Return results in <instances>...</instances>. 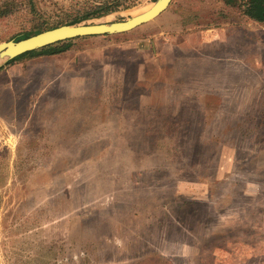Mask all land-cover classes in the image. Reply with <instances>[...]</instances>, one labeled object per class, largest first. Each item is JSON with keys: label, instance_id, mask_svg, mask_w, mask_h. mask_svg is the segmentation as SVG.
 Returning <instances> with one entry per match:
<instances>
[{"label": "rangeland", "instance_id": "374dc122", "mask_svg": "<svg viewBox=\"0 0 264 264\" xmlns=\"http://www.w3.org/2000/svg\"><path fill=\"white\" fill-rule=\"evenodd\" d=\"M102 1L0 0V43ZM246 2L172 0L0 67V264H264V23Z\"/></svg>", "mask_w": 264, "mask_h": 264}, {"label": "water", "instance_id": "95a60500", "mask_svg": "<svg viewBox=\"0 0 264 264\" xmlns=\"http://www.w3.org/2000/svg\"><path fill=\"white\" fill-rule=\"evenodd\" d=\"M171 1L156 0L148 11L117 22L91 24L94 22L88 20L87 23L84 21L75 25H64L47 30L18 42L11 40L0 43V67L23 53L57 42L80 37L109 36L130 32L157 18L168 8Z\"/></svg>", "mask_w": 264, "mask_h": 264}, {"label": "trees", "instance_id": "16d2710c", "mask_svg": "<svg viewBox=\"0 0 264 264\" xmlns=\"http://www.w3.org/2000/svg\"><path fill=\"white\" fill-rule=\"evenodd\" d=\"M26 2L29 3L30 7H32V2L31 0H26ZM132 3L129 5H122L120 3V0H103L100 3H95L93 5H87L85 7H81L77 13L73 15L71 19L68 21H64L61 23H58L54 27L51 28H43L41 26L34 27L26 32H24L22 35L17 36L16 38L9 39L7 41H21L24 39H27L29 37L35 36L39 33H42L47 30L55 29L60 26L64 25H75L82 23L84 21L88 20H93V19H99L105 15L111 14L118 9H129ZM246 7V10L244 14L248 16L250 19H253L256 22H261L264 23V0H247V2L244 4ZM4 16V13L2 9L0 10V17ZM87 37H80V38H74V39H69L61 42H57L51 45H48L46 47L29 51L26 53H23L14 59L10 60L7 62L5 65H11L15 62H21V61H28L32 60L35 58H40V57H54L58 56L60 54L66 53L67 51L70 50L73 42L76 40H81L85 39Z\"/></svg>", "mask_w": 264, "mask_h": 264}, {"label": "bare ground", "instance_id": "6f19581e", "mask_svg": "<svg viewBox=\"0 0 264 264\" xmlns=\"http://www.w3.org/2000/svg\"><path fill=\"white\" fill-rule=\"evenodd\" d=\"M149 10V9H148ZM148 10H146V11H148ZM146 11H144V12H146ZM144 12H141V13H144ZM140 14V13H139ZM136 16V15H135Z\"/></svg>", "mask_w": 264, "mask_h": 264}]
</instances>
